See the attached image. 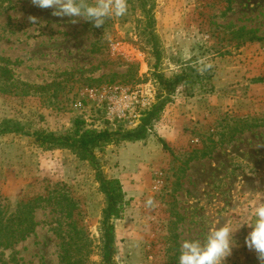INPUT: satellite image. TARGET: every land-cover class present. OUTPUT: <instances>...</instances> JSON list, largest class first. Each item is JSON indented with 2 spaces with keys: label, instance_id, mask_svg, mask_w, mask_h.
<instances>
[{
  "label": "rangeland",
  "instance_id": "rangeland-1",
  "mask_svg": "<svg viewBox=\"0 0 264 264\" xmlns=\"http://www.w3.org/2000/svg\"><path fill=\"white\" fill-rule=\"evenodd\" d=\"M153 3L156 70L169 77L186 69L195 81L175 88L144 139L94 151L102 172L118 178L125 194L113 220L112 262L178 264L183 240L203 241L228 222L236 230L223 264H261L245 237L253 206L264 196V127L241 129L237 119L264 117V0ZM52 11L31 0H11L0 9V64L7 60L12 75L0 90V121L55 134L72 130L76 119L97 130L136 127L161 91L152 42L139 29L143 14L128 4L124 16L95 28ZM240 27L259 39L245 40L236 33ZM201 58L213 63L203 75L193 67ZM113 91L121 99L116 109L129 104L136 117L108 116ZM62 194L75 202L73 218L88 238L85 264H102L105 197L89 162L30 135L0 136V198L7 213L29 198H51L34 209L29 236L0 248V264H60L57 231L68 222L55 205Z\"/></svg>",
  "mask_w": 264,
  "mask_h": 264
},
{
  "label": "trees",
  "instance_id": "trees-1",
  "mask_svg": "<svg viewBox=\"0 0 264 264\" xmlns=\"http://www.w3.org/2000/svg\"><path fill=\"white\" fill-rule=\"evenodd\" d=\"M11 0H0V9L8 5ZM133 9H138L144 17V21L139 26L142 33L144 32L148 39L152 42V51L154 53L155 63L153 64V76L159 84L161 91L140 118V123L134 128H103L94 129L85 127L84 120L76 119L73 123L72 130L55 134L44 130H34L26 132L20 123L11 119H3L0 121V136L8 133H19L30 135L39 145L48 147L67 148L77 154L84 160H87L95 170V179L99 183L100 191L105 197V206L102 210L101 221V238L102 264H114L112 258L115 252L114 248V224L113 220L120 217L124 205V191L120 180L116 177H107L99 166L95 149L109 144L122 141H136L144 139L153 121L159 118L164 106L170 101L171 95L179 84H192L194 79L186 69L176 72L169 77L156 70L160 61V53L155 42L153 34L154 19L152 10L154 7L153 0H127ZM86 22V21H85ZM86 22L85 25H88ZM90 29H93L89 26ZM93 31H96L94 28ZM242 38L247 41L259 39L253 30H246L240 27L236 30ZM102 37L99 38V41ZM98 51L100 48H92ZM0 64V90H3L7 82L12 79L10 70L7 67V60ZM5 85V86H4ZM237 125L244 122L241 127L254 128L264 127V117H242L237 119ZM237 129H239L237 127ZM50 197L36 196L21 201L17 204L14 212L8 214L6 205L0 198V248H10L17 242L25 239L35 229L36 222L34 220L33 211L40 206L42 202H49ZM55 205L64 213V217L68 219L66 229L58 230L57 236L61 239L60 264H85L83 259L86 254L87 241L85 230L77 220L73 218V211L76 204L66 194L58 196Z\"/></svg>",
  "mask_w": 264,
  "mask_h": 264
},
{
  "label": "clouds",
  "instance_id": "clouds-1",
  "mask_svg": "<svg viewBox=\"0 0 264 264\" xmlns=\"http://www.w3.org/2000/svg\"><path fill=\"white\" fill-rule=\"evenodd\" d=\"M31 3L41 9L51 8L53 16L70 17L72 23L83 19L95 28H101L113 16H124L128 10L127 0H31ZM29 20L33 24L39 22L35 16H29ZM193 67L203 75L212 69L213 63L208 58H201ZM146 203L152 206L153 200L149 198ZM251 214L254 221L247 224L251 231L245 237V244L256 253L261 264H264V196L257 200ZM235 230L226 222L220 227L210 229L203 241L183 240L178 264H223L232 253Z\"/></svg>",
  "mask_w": 264,
  "mask_h": 264
},
{
  "label": "built area",
  "instance_id": "built-area-1",
  "mask_svg": "<svg viewBox=\"0 0 264 264\" xmlns=\"http://www.w3.org/2000/svg\"><path fill=\"white\" fill-rule=\"evenodd\" d=\"M117 102L120 103L121 99H119L116 92L113 91L112 94H110V96L108 97V103H107L108 104V107H107L108 116L115 115V117H117L118 119H126L128 115H131V114H133L134 117L137 116L135 109L131 107V105L129 104H124V106L121 109H116ZM146 104H142V105H146ZM126 112H128V115Z\"/></svg>",
  "mask_w": 264,
  "mask_h": 264
}]
</instances>
